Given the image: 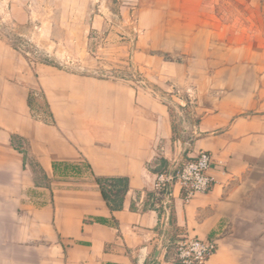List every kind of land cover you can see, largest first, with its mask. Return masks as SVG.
Listing matches in <instances>:
<instances>
[{
    "label": "crops",
    "instance_id": "0c3cea01",
    "mask_svg": "<svg viewBox=\"0 0 264 264\" xmlns=\"http://www.w3.org/2000/svg\"><path fill=\"white\" fill-rule=\"evenodd\" d=\"M167 70L205 91L189 127L152 91L52 70L35 80L0 45V264H177L162 235L216 239L206 264H264V73L255 93L232 87L227 66ZM199 148L222 165L211 189L184 202L174 184L167 208L155 205V172ZM113 177L128 182L117 210L96 181Z\"/></svg>",
    "mask_w": 264,
    "mask_h": 264
},
{
    "label": "rangeland",
    "instance_id": "374dc122",
    "mask_svg": "<svg viewBox=\"0 0 264 264\" xmlns=\"http://www.w3.org/2000/svg\"><path fill=\"white\" fill-rule=\"evenodd\" d=\"M208 5L217 7L223 28ZM215 31L227 38L209 44ZM0 45L35 80L52 70L152 91L179 108L189 127L198 113L186 108L200 105L205 91L194 82L175 86L161 70L181 63L196 75L227 66L232 87L256 93L254 71L264 73V0H0Z\"/></svg>",
    "mask_w": 264,
    "mask_h": 264
},
{
    "label": "built area",
    "instance_id": "2783aa9c",
    "mask_svg": "<svg viewBox=\"0 0 264 264\" xmlns=\"http://www.w3.org/2000/svg\"><path fill=\"white\" fill-rule=\"evenodd\" d=\"M219 166L222 165L215 162L210 151L199 148L193 156L159 167L155 172L152 189L155 205L167 208L171 186L174 184L179 185L184 202L190 201L198 194L207 193L216 181L211 171ZM158 246L170 253L171 260L177 264H206L216 251L218 242L216 239L185 235L170 239L162 235Z\"/></svg>",
    "mask_w": 264,
    "mask_h": 264
},
{
    "label": "trees",
    "instance_id": "16d2710c",
    "mask_svg": "<svg viewBox=\"0 0 264 264\" xmlns=\"http://www.w3.org/2000/svg\"><path fill=\"white\" fill-rule=\"evenodd\" d=\"M102 197L110 210H117L122 208L123 197L127 190V178L113 177V178H96ZM101 221V219H97Z\"/></svg>",
    "mask_w": 264,
    "mask_h": 264
},
{
    "label": "water",
    "instance_id": "95a60500",
    "mask_svg": "<svg viewBox=\"0 0 264 264\" xmlns=\"http://www.w3.org/2000/svg\"><path fill=\"white\" fill-rule=\"evenodd\" d=\"M157 248H158V249H160V247H159V246H158Z\"/></svg>",
    "mask_w": 264,
    "mask_h": 264
}]
</instances>
